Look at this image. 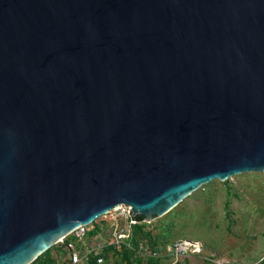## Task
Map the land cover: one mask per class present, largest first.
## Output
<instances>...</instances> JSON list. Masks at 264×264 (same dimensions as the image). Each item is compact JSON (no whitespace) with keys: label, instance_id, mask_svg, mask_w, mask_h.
Returning a JSON list of instances; mask_svg holds the SVG:
<instances>
[{"label":"water","instance_id":"water-1","mask_svg":"<svg viewBox=\"0 0 264 264\" xmlns=\"http://www.w3.org/2000/svg\"><path fill=\"white\" fill-rule=\"evenodd\" d=\"M248 172H264V0H0V264Z\"/></svg>","mask_w":264,"mask_h":264},{"label":"rangeland","instance_id":"rangeland-1","mask_svg":"<svg viewBox=\"0 0 264 264\" xmlns=\"http://www.w3.org/2000/svg\"><path fill=\"white\" fill-rule=\"evenodd\" d=\"M145 228L156 244L199 242L201 252L146 261L115 251L105 264H264V172L212 180ZM62 252L55 245L32 264H55Z\"/></svg>","mask_w":264,"mask_h":264},{"label":"built area","instance_id":"built-area-1","mask_svg":"<svg viewBox=\"0 0 264 264\" xmlns=\"http://www.w3.org/2000/svg\"><path fill=\"white\" fill-rule=\"evenodd\" d=\"M130 206L121 204L88 225H80L56 245L64 252L55 264H105L106 255L127 250L150 261L164 255H182L188 251L201 252L199 242H175L153 248L146 241L134 242L135 228L150 222L134 219ZM99 221V226L96 224ZM103 232L105 235H102Z\"/></svg>","mask_w":264,"mask_h":264},{"label":"trees","instance_id":"trees-1","mask_svg":"<svg viewBox=\"0 0 264 264\" xmlns=\"http://www.w3.org/2000/svg\"><path fill=\"white\" fill-rule=\"evenodd\" d=\"M140 220H143V216H138ZM140 241H146L150 246L153 248H157L159 246H162L163 244H156L154 242V238L150 236V233L147 232L145 226H138L135 228V233H134V242L137 245ZM169 242H165L164 245H166Z\"/></svg>","mask_w":264,"mask_h":264}]
</instances>
